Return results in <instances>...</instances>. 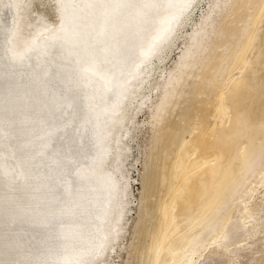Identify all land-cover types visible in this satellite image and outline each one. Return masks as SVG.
<instances>
[{"label":"bare ground","instance_id":"obj_1","mask_svg":"<svg viewBox=\"0 0 264 264\" xmlns=\"http://www.w3.org/2000/svg\"><path fill=\"white\" fill-rule=\"evenodd\" d=\"M32 1L0 0V264L105 259L122 194L111 146L180 38L174 73L153 82L163 92L150 112L138 251L144 264H200L212 244L234 261L243 248L230 244L261 219L245 206L229 215L250 192L240 185L264 186V0H208L190 34L199 0H52L54 21ZM16 24L22 42L41 32L21 54L11 50Z\"/></svg>","mask_w":264,"mask_h":264},{"label":"rangeland","instance_id":"obj_2","mask_svg":"<svg viewBox=\"0 0 264 264\" xmlns=\"http://www.w3.org/2000/svg\"><path fill=\"white\" fill-rule=\"evenodd\" d=\"M73 1L78 2L79 0ZM207 2L208 0H199L197 2L196 8L190 16L191 21H189L184 27L183 34H190L192 32L191 26L195 22L200 21L201 14L208 8L206 4ZM31 9L39 13L42 12V14L46 15V17L51 21L55 20L54 5L52 0H33ZM17 14L20 13L18 12ZM32 16H34V14H31L30 19H32ZM18 24L22 26V23L21 21L19 23V20ZM18 24L14 26V28H16V32L13 30V39L10 40L12 44L11 50L14 54H21V50L25 48L24 45L27 40H31L32 38H34V40H38L41 36V32H37L34 35L30 34V30L27 28L26 34H30V38H26V40L22 42V34H24V32L18 28ZM261 26L263 25L260 23L258 27L260 28ZM24 30H26V28H24ZM20 32H22V34H20ZM18 34H20V40H16V38H18ZM3 36L4 34L1 35L0 38L3 39ZM186 42H188L187 38L184 40L183 38H180L170 49V52H168V49L166 50L167 53L159 57V61H157V66L159 68H157L158 74H155V76H153V78L146 83L144 90L148 89V91L145 90V93L141 94V97L138 100L139 104L132 108V110H135H131L130 113L132 115L129 116L128 121L125 123L126 125L123 126L124 128H122V126L119 128L121 133L119 132L116 137L117 141L114 140L115 142L111 146L110 155L113 156L112 169L116 178L119 180L122 194L119 204L120 215L117 219L118 221L116 220L117 222L114 224V236L112 238L113 240L111 239L112 243L110 248H112V250L109 251L101 264H144L145 262L146 256H144V253H139L138 250L139 246L142 245V243L144 244L146 240L141 234H139L140 232L138 229L134 230V227L135 224L140 221L139 219L143 218L144 220L145 217H149L144 212L143 206L145 205H142L147 202V200L145 198H141L140 195L142 191L141 178L144 173L143 165L149 160V150L154 139L152 137L154 136V125L150 112L153 111L154 105L158 101L157 99H159L162 95V84L168 79V76H171L174 73L172 72L171 75H169V72H171V70L178 63L180 55L184 52L186 48L185 46L187 45ZM80 64L82 69L87 71L92 78L95 77V67L92 68V65L86 61H83ZM235 70H233L235 74L232 73L234 77L239 74V70ZM102 78V84H107V76H102ZM156 79H161L160 82L163 83L161 84L160 82H157L158 85H155L153 82H155L154 80ZM150 84L152 85V88L149 87ZM184 88L186 90L189 86H185ZM185 95L188 97L187 94L182 93V95L177 98L178 103L176 101L174 105L175 108L173 107L172 114L169 115V118H178L176 115L181 111V107L185 104ZM148 97L150 99H148ZM90 106H92V108L97 107L94 102H91ZM101 107H103V105H101ZM100 120L101 118L99 116V122ZM101 129V144L106 147V137L103 132L104 127ZM188 136L189 134H186L187 139L189 138ZM109 149L110 147L108 150ZM256 180V178L252 177L246 183L240 185L241 188H245L246 190L250 189V192L247 194L243 192L240 198L234 200L233 210L229 215L231 220L239 218V212L243 206L249 209L250 212L255 211L258 214V217L261 218L256 232L253 233V235L246 236L244 238L236 237L233 243L230 244V247L237 246L243 248L241 250L242 252H239V256L234 261L230 260L231 256L228 253H225L221 249L213 248L212 250L214 245L208 244L204 250L205 256L203 261H201L200 264H242L247 262V259L249 260L251 258H256V260H258L254 262V264H264V257L262 256L264 254V186L258 182L256 183ZM140 214L142 215L141 217L139 216ZM115 229L117 231H115Z\"/></svg>","mask_w":264,"mask_h":264}]
</instances>
